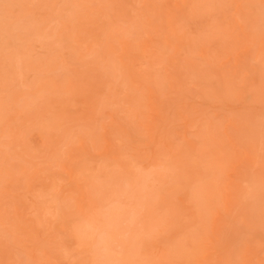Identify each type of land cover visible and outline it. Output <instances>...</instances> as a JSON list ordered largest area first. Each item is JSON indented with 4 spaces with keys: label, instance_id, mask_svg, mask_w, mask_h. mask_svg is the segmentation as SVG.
<instances>
[{
    "label": "rangeland",
    "instance_id": "1",
    "mask_svg": "<svg viewBox=\"0 0 264 264\" xmlns=\"http://www.w3.org/2000/svg\"><path fill=\"white\" fill-rule=\"evenodd\" d=\"M0 264H264V0H0Z\"/></svg>",
    "mask_w": 264,
    "mask_h": 264
},
{
    "label": "bare ground",
    "instance_id": "2",
    "mask_svg": "<svg viewBox=\"0 0 264 264\" xmlns=\"http://www.w3.org/2000/svg\"><path fill=\"white\" fill-rule=\"evenodd\" d=\"M255 54H258V52H256ZM183 208H186L184 205L182 206Z\"/></svg>",
    "mask_w": 264,
    "mask_h": 264
}]
</instances>
